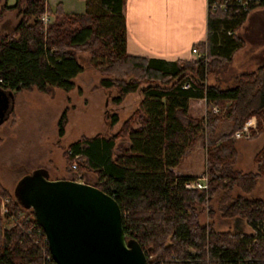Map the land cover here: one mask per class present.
<instances>
[{"label": "trees", "instance_id": "1", "mask_svg": "<svg viewBox=\"0 0 264 264\" xmlns=\"http://www.w3.org/2000/svg\"><path fill=\"white\" fill-rule=\"evenodd\" d=\"M7 1L0 0V24L8 12H15L18 22L10 32L0 33L3 90L13 95L54 88L68 93L77 87L74 80L85 71L87 60L101 74L98 87L115 90L109 97L115 107L129 94H138V106L115 133L81 138L65 155L73 171V157L80 154L78 171L92 172L91 185L116 200L126 238L139 243L147 262L264 264V198L253 195L264 174V149L263 157H255L256 171L242 172L236 167V139L231 136L252 117L259 129L264 121V60L254 71L225 73L244 44L236 32L252 9L207 8V40L194 45L202 56L169 62L127 54L125 0H81L85 9L80 14L66 13L62 3L51 9L47 0H15L12 6ZM43 14L53 19L43 23ZM186 82L190 88H183ZM203 98L205 115L191 116L190 101ZM212 106L221 112L214 113ZM107 119L110 128L119 121L116 112ZM223 121L232 128L217 135ZM66 123L67 108L57 122L59 136ZM199 140L206 145L207 188L187 190L184 184L198 176L176 175L172 169ZM5 199L10 214L24 216L25 229L34 227L30 232L19 225L3 228L9 215L0 212V264H56L36 229L40 227L33 211L0 185V211ZM204 213L205 224L200 220ZM217 217L233 219L235 229H216ZM243 225L251 232L245 233Z\"/></svg>", "mask_w": 264, "mask_h": 264}, {"label": "rangeland", "instance_id": "2", "mask_svg": "<svg viewBox=\"0 0 264 264\" xmlns=\"http://www.w3.org/2000/svg\"><path fill=\"white\" fill-rule=\"evenodd\" d=\"M48 3L51 9H54L57 3H62L64 11L71 8L79 10L84 6L80 0H48ZM51 18L53 19L52 16ZM17 22L18 18L15 12L6 13L0 24V33L10 32ZM236 33L243 39L244 44L233 55L225 72L226 76L254 71L259 63L264 60V6L252 9L244 25ZM83 56L87 59L86 55ZM83 65L85 71L74 80L75 85L80 87L82 91L79 93L77 88L74 89L77 94L75 92L72 94L70 91L69 97L67 96L68 100L65 102V94L56 88L49 93H41L36 89L14 93L13 111L9 118L0 125V185L7 192L13 194L20 179L38 170L42 171L49 180L73 179L74 175L68 169L64 155L61 154L63 148L81 137H89L96 133L109 135L116 132L119 123L132 115L138 106L139 97L136 93L126 96L118 107L109 101V97L115 94V90L106 92L103 96L100 95L99 98L101 99L98 104L103 107V110H106V114L115 111L120 119V122L113 129H103L100 110L95 107L96 103L91 102V106L87 107L88 110L83 108L84 105H81L83 98L89 96L91 99H95L99 96L98 92H90V89L99 88L97 80L101 74L97 69L88 65L87 60H84ZM208 82L215 81L209 78ZM67 102L68 120L65 125L64 136L59 138L57 122L63 106ZM84 103L88 102L85 101ZM203 109L206 110V106L204 104L203 108L202 103L198 110H191L190 115L193 117L200 116ZM217 112L219 113L221 110H217ZM252 118L255 119V123L249 129V134L235 138L236 167L242 172H255L257 168L255 157H263L264 153H262L264 149V121L261 120L259 129L256 118ZM105 121L108 122L107 119ZM198 148L199 150L191 157L186 158L185 162L190 165L193 163L192 161H195L193 167L202 174L205 173L202 168L205 166L206 145L200 141ZM72 170H77V168ZM79 176L80 174L77 173L76 178ZM88 176L95 177L91 172ZM253 195L264 198V174L254 189ZM6 200L1 204L2 217L4 215L3 205L7 204ZM206 218V213L202 214L201 223L205 224ZM215 224V228L221 231H233L235 229L233 219L217 217ZM10 226L8 221L3 219V228ZM242 230L245 233L251 232L250 228L245 225H243Z\"/></svg>", "mask_w": 264, "mask_h": 264}, {"label": "water", "instance_id": "3", "mask_svg": "<svg viewBox=\"0 0 264 264\" xmlns=\"http://www.w3.org/2000/svg\"><path fill=\"white\" fill-rule=\"evenodd\" d=\"M13 100V92L0 87V123ZM13 194L33 211L56 264H147L139 243L126 238L118 203L99 188L70 179L49 180L38 170L20 179Z\"/></svg>", "mask_w": 264, "mask_h": 264}, {"label": "crops", "instance_id": "4", "mask_svg": "<svg viewBox=\"0 0 264 264\" xmlns=\"http://www.w3.org/2000/svg\"><path fill=\"white\" fill-rule=\"evenodd\" d=\"M14 2L15 0H10V1L8 0L7 3L9 6H12L14 5ZM207 2L208 0H125L124 6H123V13L125 16V24H126L125 49H126L127 54L130 56H136V57L157 58V59H162V60H166L169 62L176 61V60H187L188 61V60L195 59L196 56L191 53V48L196 44H204L207 40V31H208L207 29V14H208ZM81 3H83L84 5L83 1H81ZM84 9L85 7L83 6V8L79 10H77L76 8H71L70 10L68 11L66 10L65 12L70 13V14H80L84 12ZM50 16L52 15H49V17ZM74 89L71 90V93L73 94L75 92V94H77L76 90ZM95 91L99 93V96L95 97V99L94 98L91 99L89 96L85 98L82 97L83 99L81 101V105H84L85 107L83 108H86L88 110V108L91 106V102L96 103L95 107L98 108V110H100V117H101L102 124L104 126L103 129H106V130L108 128L113 129V127H115L117 123L112 128H110L109 120L107 119L108 115L106 114V110H103V107H101L98 104L101 99L99 98L100 95L101 96L105 95L107 91L103 89H99V88L97 89L95 87L93 90L90 89V92H95ZM62 93L65 94L64 96V102H65L68 100L67 96L69 97L70 92L66 93L62 91ZM85 101L88 103L85 104L84 103ZM202 103H203V108H204V104L206 106L204 98L191 100L189 103V113H191V110H196V109L198 110L199 105ZM13 105H14V100H13ZM67 106H68V102L67 104H64L62 112L65 108H67ZM12 111H13V108L11 112ZM68 111L69 110H67V113ZM11 112L9 113L8 117L4 121H6L9 118ZM204 115H205V109H203V113L200 116H196V117L201 118ZM105 119H107L108 122H106ZM67 120H68V116H67ZM124 120L125 118L121 122L118 121V123L119 122L120 123L116 131L119 129L121 123ZM249 121H251V124L255 123V119L253 118ZM2 123H0V125ZM231 128L232 127H231L230 122L223 121L218 126L216 133L217 135H220L225 132L227 133L231 130ZM64 133H65V130H64ZM113 133H110L109 135ZM57 134H58V131H57ZM96 134H99V133H96ZM100 135L104 137L109 136L108 134L107 135L100 134ZM63 136L64 134L62 136L58 135L59 138H62ZM93 136L94 135L89 136L87 138H90ZM81 138H84V137H81ZM77 140L70 142L62 150L61 154L64 155L66 159V163L68 159L65 155V151H67L68 152L67 154L70 155L69 153L70 150L68 149V147L70 144L76 142ZM199 145H200V141H197L193 152L189 156L185 157L177 167L172 169V171L176 175H186V176H191V177H197L201 174V172L198 171L197 168L193 167V164L195 161H192L193 163L190 164L192 166H190L189 164H186L188 162H185L186 158L191 157L197 152V150H199L198 148ZM204 155H205V152H204ZM79 157H80V154H77L76 156H74L72 160L73 163L78 162V159H80ZM204 158L206 160V157ZM202 171L205 172V166L202 168ZM72 173L74 176H73V179L71 180H76L80 182H84V180H86L87 183L89 184H93L95 182V177L88 176L90 175L89 171L79 172L77 169V170H73ZM77 173L80 174V177H81V179L79 180L76 178ZM85 176H86V179H84Z\"/></svg>", "mask_w": 264, "mask_h": 264}, {"label": "built area", "instance_id": "5", "mask_svg": "<svg viewBox=\"0 0 264 264\" xmlns=\"http://www.w3.org/2000/svg\"><path fill=\"white\" fill-rule=\"evenodd\" d=\"M264 3V0H208L207 2V8L211 11H227L228 9L232 8V7H236L239 8L240 10L244 11V12H248L249 10L261 5ZM40 19L42 20L43 23H47L50 22L52 20L51 16L49 17L48 14H43ZM191 53L193 55L196 56V58L202 56L199 51L197 50L196 47H192L191 48ZM183 88L187 89L190 88V83L186 82L183 85ZM218 107L217 106H212V111L214 113H217ZM253 126V124H251V121H248L247 123L244 124V126L240 129L235 131L232 134L233 138H240L242 136H247L249 134V129ZM77 168V164L76 163H72V169H76ZM77 179H81V177H77ZM184 188L187 190L190 189H198V190H204L207 188V176L206 174H200L196 180L191 181L189 183H185L184 184ZM6 203H8V200H6ZM3 214H7L9 215V219L8 221L10 222V225H19L20 227H22L26 232H30L34 226H29L27 229H25V227L21 224L22 219L24 218L23 215H17V216H13L12 214H10L7 204L3 205ZM19 219V220H17ZM36 227V226H35ZM40 227V226H39ZM37 231L39 233H41V235L44 236V241L47 244V239L46 236L43 232V230L39 228H36ZM47 248H48V244H47ZM49 250V248H48ZM50 253V252H49ZM50 259L51 255H50ZM147 264H150L147 262Z\"/></svg>", "mask_w": 264, "mask_h": 264}, {"label": "flooded vegetation", "instance_id": "6", "mask_svg": "<svg viewBox=\"0 0 264 264\" xmlns=\"http://www.w3.org/2000/svg\"><path fill=\"white\" fill-rule=\"evenodd\" d=\"M5 91H6V90H5ZM7 99L9 100V95H8V93H7ZM7 99H6V102H7ZM6 105H7V107H9L10 104L8 103V104H6ZM1 107L3 108V106H2V105L0 106V112H1V110H2Z\"/></svg>", "mask_w": 264, "mask_h": 264}]
</instances>
